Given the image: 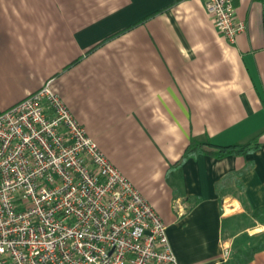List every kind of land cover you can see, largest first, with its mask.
I'll return each mask as SVG.
<instances>
[{
  "label": "crops",
  "instance_id": "obj_1",
  "mask_svg": "<svg viewBox=\"0 0 264 264\" xmlns=\"http://www.w3.org/2000/svg\"><path fill=\"white\" fill-rule=\"evenodd\" d=\"M235 7L230 43L204 0H0V112L51 80L179 264H264V0ZM257 137L180 161L192 141Z\"/></svg>",
  "mask_w": 264,
  "mask_h": 264
},
{
  "label": "built area",
  "instance_id": "obj_2",
  "mask_svg": "<svg viewBox=\"0 0 264 264\" xmlns=\"http://www.w3.org/2000/svg\"><path fill=\"white\" fill-rule=\"evenodd\" d=\"M235 43L234 0H204ZM0 264H179L161 216L108 160L51 80L0 112Z\"/></svg>",
  "mask_w": 264,
  "mask_h": 264
},
{
  "label": "trees",
  "instance_id": "obj_3",
  "mask_svg": "<svg viewBox=\"0 0 264 264\" xmlns=\"http://www.w3.org/2000/svg\"><path fill=\"white\" fill-rule=\"evenodd\" d=\"M234 1L236 3V0ZM258 147H259L258 137L244 145H216L210 141H207V142H193L192 141L187 146L180 161H183L185 158L189 156H194L198 153L209 154L217 158L231 155V154L244 155L247 152L257 149ZM250 253L246 255L244 259L245 261L251 258L252 255Z\"/></svg>",
  "mask_w": 264,
  "mask_h": 264
}]
</instances>
